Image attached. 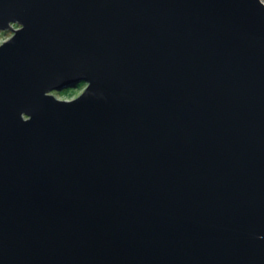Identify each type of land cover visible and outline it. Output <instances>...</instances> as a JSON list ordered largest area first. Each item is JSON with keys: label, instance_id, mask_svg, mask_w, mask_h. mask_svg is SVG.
<instances>
[{"label": "water", "instance_id": "water-1", "mask_svg": "<svg viewBox=\"0 0 264 264\" xmlns=\"http://www.w3.org/2000/svg\"><path fill=\"white\" fill-rule=\"evenodd\" d=\"M10 24L0 264H264L261 0H0Z\"/></svg>", "mask_w": 264, "mask_h": 264}, {"label": "bare ground", "instance_id": "bare-ground-1", "mask_svg": "<svg viewBox=\"0 0 264 264\" xmlns=\"http://www.w3.org/2000/svg\"><path fill=\"white\" fill-rule=\"evenodd\" d=\"M22 28L21 27H18V25H14V24H10V29L8 30V31H0V32H3V33H10L8 36H9V40L14 36V33H15V31H17V30H21ZM8 40V41H9ZM7 42V41H6ZM3 43H5V42H3ZM3 43L1 44V45H3ZM0 45V46H1ZM76 84H81V83H83V85H81V87H79V89H75V90H73V93H70V94H68V95H73V94H75L76 93V91H78V90H80V89H83L84 91L87 89V87L89 86V84L88 83H84V82H75ZM74 83V84H75ZM72 84H73V82L72 83H70V84H68V85H65V87H63V88H66V89H72ZM63 88H61V89H59V90H54V91H52V92H50L48 95L49 96H53L57 101H63V100H59V99H57L55 96H54V94L56 95V93H59ZM84 91L77 97V98H79L83 93H84ZM77 98H74V99H72V100H70V101H65L64 100V102H72V101H74V100H76ZM24 119L25 120H28L29 118H26V117H24Z\"/></svg>", "mask_w": 264, "mask_h": 264}, {"label": "rangeland", "instance_id": "rangeland-1", "mask_svg": "<svg viewBox=\"0 0 264 264\" xmlns=\"http://www.w3.org/2000/svg\"><path fill=\"white\" fill-rule=\"evenodd\" d=\"M261 2L264 4V0H261ZM10 33L6 32V33H3V32H0V45L3 43V42H6L9 40V35ZM84 90L83 89H80L78 91H76L75 94L73 95H67V96H64V95H59L58 93H56V95L54 94V96L59 99V100H65V101H70L74 98H77Z\"/></svg>", "mask_w": 264, "mask_h": 264}, {"label": "trees", "instance_id": "trees-1", "mask_svg": "<svg viewBox=\"0 0 264 264\" xmlns=\"http://www.w3.org/2000/svg\"><path fill=\"white\" fill-rule=\"evenodd\" d=\"M81 85H83V83H81V84H72V89H66V88H63L58 94L59 95H64V96H67L68 94H70V93H73V90H75V89H79V87H81Z\"/></svg>", "mask_w": 264, "mask_h": 264}]
</instances>
